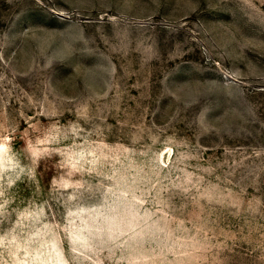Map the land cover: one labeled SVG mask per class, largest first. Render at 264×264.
<instances>
[{
    "label": "rangeland",
    "instance_id": "374dc122",
    "mask_svg": "<svg viewBox=\"0 0 264 264\" xmlns=\"http://www.w3.org/2000/svg\"><path fill=\"white\" fill-rule=\"evenodd\" d=\"M0 264H264V0H0Z\"/></svg>",
    "mask_w": 264,
    "mask_h": 264
}]
</instances>
